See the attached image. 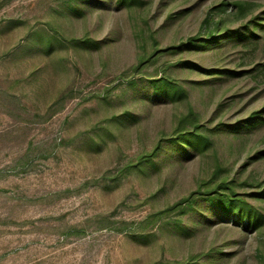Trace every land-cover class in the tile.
<instances>
[{
	"label": "rangeland",
	"instance_id": "rangeland-1",
	"mask_svg": "<svg viewBox=\"0 0 264 264\" xmlns=\"http://www.w3.org/2000/svg\"><path fill=\"white\" fill-rule=\"evenodd\" d=\"M263 12L0 0V264H264ZM190 109L199 149L173 141ZM223 181L258 227L205 199Z\"/></svg>",
	"mask_w": 264,
	"mask_h": 264
},
{
	"label": "trees",
	"instance_id": "trees-1",
	"mask_svg": "<svg viewBox=\"0 0 264 264\" xmlns=\"http://www.w3.org/2000/svg\"><path fill=\"white\" fill-rule=\"evenodd\" d=\"M118 1H125L126 0H118ZM259 27L264 29V12L251 20L250 25L246 27L248 32L255 35L256 32L259 30ZM209 35L211 39H220L225 34H218L215 36L213 32H210ZM239 31H232L229 34V37L237 35ZM227 35V34H226ZM192 41V38L189 39ZM142 59V58H141ZM150 82L153 85L154 91L160 95L175 97L178 91H185L179 83L177 84L175 81L173 82L170 77H167L165 74L163 76H159L157 78H150ZM193 119V124H191L192 128H183L178 131L179 135L173 137V141L177 142L181 145L182 148H186L187 146H191L194 149H199L204 145V140L208 139L207 134L202 133L199 131V124L196 123L197 116L193 113L192 109H190L188 117L182 118L181 123H185L187 119ZM177 131V132H178ZM176 132V133H177ZM208 142V141H207ZM221 187H226L229 191H220L219 188L214 189L215 191H209L206 194V200L210 203H216L219 206V209L224 213V216H228L231 218H236V221H239L242 224V221H246V225H253L258 227L260 223V214L256 209L251 206L243 197L240 198L232 188L227 187L226 181H223L220 185Z\"/></svg>",
	"mask_w": 264,
	"mask_h": 264
}]
</instances>
